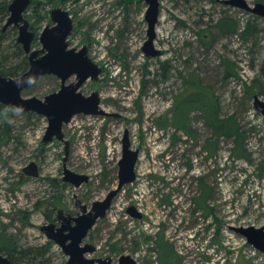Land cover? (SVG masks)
I'll return each mask as SVG.
<instances>
[{"label": "rangeland", "instance_id": "1", "mask_svg": "<svg viewBox=\"0 0 264 264\" xmlns=\"http://www.w3.org/2000/svg\"><path fill=\"white\" fill-rule=\"evenodd\" d=\"M226 1L159 0L153 46L160 54L147 56L145 0H31L25 17L36 28L35 49L49 9L69 12L75 25L69 47L86 45L102 68L98 81L88 79L80 90L97 91L105 112L76 114L63 126L66 166L89 177L78 187L61 179L63 141L42 143L46 117L8 106L7 122L0 118V228L18 247L38 248L36 264H66L68 256L40 226L56 223L57 209L79 212L74 196L90 205L117 185L125 130L139 151L136 178L89 230L84 241L96 250L85 256L110 257L114 264L128 254L140 264H170L161 255V237L180 264H264V253L232 229L264 226V116L253 99L264 101V17ZM225 16L237 32L219 31L216 23ZM248 22L257 30L243 37ZM12 38L9 33L6 41ZM191 74L211 89L221 115L236 120L240 148L233 137L214 135L201 110L189 112V134L171 123L173 102ZM59 87L58 77L44 75L22 94L43 98ZM160 118L167 119L164 126ZM31 161L37 176L23 171ZM204 187L205 210L197 203ZM130 206L139 218L127 212Z\"/></svg>", "mask_w": 264, "mask_h": 264}, {"label": "water", "instance_id": "2", "mask_svg": "<svg viewBox=\"0 0 264 264\" xmlns=\"http://www.w3.org/2000/svg\"><path fill=\"white\" fill-rule=\"evenodd\" d=\"M145 21L147 22V39L142 50L147 56H156L160 50L153 46L156 36L155 26L159 16V0H145ZM31 0H11L8 5V17L0 29L4 33L9 26L17 28L16 41L21 45L28 61V68L18 76H5L0 73V103L12 106L20 111L34 112L43 115L47 119V127L42 137V143L46 144L54 139L63 141V174L62 181L75 187L87 182L89 177L83 173H76L66 166L69 142L64 139L63 126L76 114H105L100 109V96L97 91L84 95L80 88L88 79L98 81L102 68L88 56V48L83 45L80 48L69 47L68 36L74 29V24L69 12L60 6H53L48 11L49 23L45 25L38 35L41 47H32L35 33L30 28V21L24 12ZM227 4L245 9L257 16L264 17V3L254 2L248 4L246 0H227ZM55 75L60 80V87L46 94L43 98L36 96H23L22 91L33 86L44 75ZM71 76L75 80L67 82ZM255 108L264 116V101L255 95ZM128 130L122 136V155L118 160V182L102 199L94 200L88 206L77 199L79 213L72 216L64 213L63 209L57 211L56 223H48L40 226L45 235L58 244L68 256L66 264H112L111 258L106 260L89 258L86 253H92L96 246L90 242H83L89 230L99 218L106 215L114 197L122 187L134 181L135 164L138 159V149H132ZM23 171L30 176L38 175V168L34 161L23 167ZM127 212L139 218L141 213L133 206L127 208ZM234 231L242 234L248 243L264 253V226L233 227ZM83 242V243H82ZM0 264H12L8 256L0 253ZM114 264H140L128 254H121Z\"/></svg>", "mask_w": 264, "mask_h": 264}, {"label": "trees", "instance_id": "3", "mask_svg": "<svg viewBox=\"0 0 264 264\" xmlns=\"http://www.w3.org/2000/svg\"><path fill=\"white\" fill-rule=\"evenodd\" d=\"M11 0H0V29L3 26L6 18L8 17V5ZM68 0H61L67 2ZM263 2L264 0H256ZM218 29L222 33H235L237 32V23L229 17H222L216 23ZM30 28H33L30 25ZM16 27L9 26L4 33L0 32V73L5 76H18L28 68V61L22 50L21 45L16 41ZM252 30H257L251 23H247L245 28L241 31L240 35L245 37ZM9 33H13L11 43L7 40ZM224 63L226 61L224 60ZM227 74L235 75V71L230 72V68L226 67ZM184 91L176 97L171 109L172 124L175 128L181 129L187 134L191 133V128L188 121V114L194 109L201 110L204 113V118L207 126L210 127L213 134L216 136H223L225 138L233 137L237 143L238 148L242 146V133L236 120L230 116H222L219 111V104L214 94L209 87L200 84L196 75L191 74L187 79H184ZM9 107L0 104V118L2 121L7 122L9 115ZM166 118H160L158 124L164 126ZM7 130L4 129V134ZM244 154V153H239ZM198 205L203 210L206 208L207 203V189L202 190V195L197 201ZM208 209V207L206 208ZM207 211V210H206ZM211 213L207 212L206 215ZM158 246L164 257L170 264H180L176 254H174L171 245L163 241L160 237ZM0 253L6 255L11 260L12 264H36L37 258L41 256V252L37 248H22L18 247L11 234H8L5 229L0 228Z\"/></svg>", "mask_w": 264, "mask_h": 264}, {"label": "flooded vegetation", "instance_id": "4", "mask_svg": "<svg viewBox=\"0 0 264 264\" xmlns=\"http://www.w3.org/2000/svg\"><path fill=\"white\" fill-rule=\"evenodd\" d=\"M24 15H25V12H24ZM47 17H48V12H47ZM70 17H71V16H70ZM71 19H72V18H71ZM48 20H49V19H48ZM72 22H73V21H72ZM30 25H31V23H30ZM74 28H75V25H74ZM73 30H74V29H73ZM73 30H72V31H73ZM72 31H71V33H72ZM71 33H70V34H71ZM67 39H68V38H67ZM26 59H27V58H26ZM49 75H52V74H49ZM5 106H6V105H5ZM25 174H26V173H25ZM77 199H78V198H77L76 196H74V203H75V206L79 209V207H78L77 204H76ZM79 200H80V199H79ZM80 201H81V200H80ZM81 202H82V201H81ZM82 203H83V202H82ZM88 206H90V205H88ZM58 210H59V209H57V211H58ZM57 211H56V224H58V220H57ZM64 213H69V212L64 211ZM78 213H79V212H77L74 216H76ZM70 214H71V213H70ZM72 216H73V215H72ZM49 223H54V222H49ZM46 224H48V223H46ZM43 225H44V224H43ZM43 233H44V232H43ZM44 234H45V233H44ZM84 239H85V238H84ZM83 242H86V241L83 240ZM83 242H82V243H83ZM97 259H100V260H102V261H103V260H106V258L103 259L102 257L97 258Z\"/></svg>", "mask_w": 264, "mask_h": 264}]
</instances>
